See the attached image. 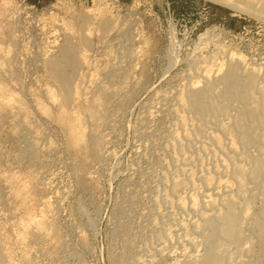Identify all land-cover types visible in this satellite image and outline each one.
<instances>
[{
	"label": "rangeland",
	"instance_id": "rangeland-1",
	"mask_svg": "<svg viewBox=\"0 0 264 264\" xmlns=\"http://www.w3.org/2000/svg\"><path fill=\"white\" fill-rule=\"evenodd\" d=\"M209 32L213 44L199 49ZM68 39L80 62L65 107L47 66ZM224 46L263 68L264 19L210 0H0L6 264H149L172 123L168 103L149 112ZM43 215L49 238L34 230Z\"/></svg>",
	"mask_w": 264,
	"mask_h": 264
},
{
	"label": "bare ground",
	"instance_id": "bare-ground-1",
	"mask_svg": "<svg viewBox=\"0 0 264 264\" xmlns=\"http://www.w3.org/2000/svg\"><path fill=\"white\" fill-rule=\"evenodd\" d=\"M210 1L264 19V0ZM83 22L76 31L83 30ZM211 37L209 32L197 47L209 46ZM77 47L68 39L58 58L47 66L65 107L74 93L80 62ZM217 51L199 58L198 71L193 79L189 74L192 80L188 76L186 90L164 93L158 110L149 112L150 118L155 117L168 103L172 121L166 156L160 160L164 189L157 194V203L162 208H157L158 220L152 227L156 233L152 254L148 261L143 259L149 264L156 260L162 264H264V67L225 46ZM107 105L106 101L102 112L95 111L96 119H104ZM34 230L49 238L55 226L43 215L41 221H34ZM54 235L59 238V231ZM131 256L126 264L134 260ZM0 264H6L1 245Z\"/></svg>",
	"mask_w": 264,
	"mask_h": 264
}]
</instances>
